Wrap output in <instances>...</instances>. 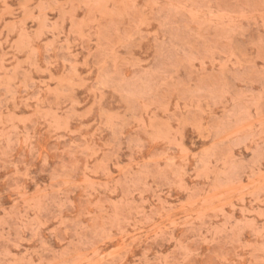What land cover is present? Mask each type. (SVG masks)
<instances>
[{
    "label": "rangeland",
    "instance_id": "obj_1",
    "mask_svg": "<svg viewBox=\"0 0 264 264\" xmlns=\"http://www.w3.org/2000/svg\"><path fill=\"white\" fill-rule=\"evenodd\" d=\"M0 264H264V0H0Z\"/></svg>",
    "mask_w": 264,
    "mask_h": 264
}]
</instances>
